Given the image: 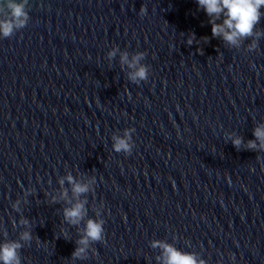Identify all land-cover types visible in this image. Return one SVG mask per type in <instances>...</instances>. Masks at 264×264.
<instances>
[{"label": "water", "instance_id": "95a60500", "mask_svg": "<svg viewBox=\"0 0 264 264\" xmlns=\"http://www.w3.org/2000/svg\"><path fill=\"white\" fill-rule=\"evenodd\" d=\"M27 10V26L0 37V243L19 238L24 217L33 240L22 264H160L154 240L206 264H264V151L228 138L246 144L264 123V36L251 52V39L229 47L196 0H29ZM124 51L146 53V81L128 79ZM127 128L132 152L116 153L112 137ZM68 174L96 179L85 219L100 210L105 221L84 260L71 259L83 222L67 224L69 205L51 202L62 187L71 198L59 184Z\"/></svg>", "mask_w": 264, "mask_h": 264}, {"label": "clouds", "instance_id": "9594fccd", "mask_svg": "<svg viewBox=\"0 0 264 264\" xmlns=\"http://www.w3.org/2000/svg\"><path fill=\"white\" fill-rule=\"evenodd\" d=\"M198 9L203 10L208 16V22L211 24L212 37L221 38L226 45L239 49L245 40L251 39L247 45V51L251 52L257 49L258 40L264 36V31H258L257 25L264 18V0H196ZM29 0H0V37L10 38L17 31L27 26L30 19L28 14ZM140 15H145L147 9L141 6ZM195 34L188 35L186 43L192 45L195 42ZM205 42L208 37L203 38ZM118 48H113L108 52V58L112 59L117 55ZM145 52H136L131 57L127 51L120 53V63L129 69L128 79L136 84L146 81L149 75V66L142 63L145 59ZM135 129H124L123 135H113L112 148L116 153L131 154L134 147L132 134ZM255 139L248 140L245 144L241 136L229 135L233 146L240 149L242 146L252 151H264V123L257 124L253 129ZM65 181L71 185V198L68 189L61 188L59 197L53 196L52 203L66 202L69 206L63 209V219L67 224L79 226L84 224L79 239L76 241V247L71 255V259H87L89 251L95 254L96 249L92 247L95 242L104 240V224L101 218V211L97 210L96 218H87L88 209L86 197L92 190L96 179H90L87 182L77 181L71 174L66 175L59 180L61 186ZM20 201L12 204V208L20 212ZM19 225L23 229L19 233L17 240L5 239L0 243V264H22L20 249L24 243L31 242L33 235L30 221L21 217ZM79 230V228H78ZM63 231V230H62ZM5 237L7 233H4ZM24 242V243H22ZM153 248L161 249V256L157 257L160 264H206V260L198 257L194 252L182 251L172 244L164 241L154 240L151 244Z\"/></svg>", "mask_w": 264, "mask_h": 264}]
</instances>
